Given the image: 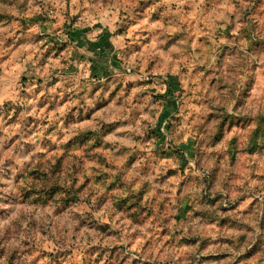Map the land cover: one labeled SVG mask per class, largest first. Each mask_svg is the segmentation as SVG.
<instances>
[{
  "label": "rangeland",
  "instance_id": "rangeland-1",
  "mask_svg": "<svg viewBox=\"0 0 264 264\" xmlns=\"http://www.w3.org/2000/svg\"><path fill=\"white\" fill-rule=\"evenodd\" d=\"M159 4L0 0V264H264V0L221 1L257 55Z\"/></svg>",
  "mask_w": 264,
  "mask_h": 264
},
{
  "label": "crops",
  "instance_id": "crops-1",
  "mask_svg": "<svg viewBox=\"0 0 264 264\" xmlns=\"http://www.w3.org/2000/svg\"><path fill=\"white\" fill-rule=\"evenodd\" d=\"M221 1L222 0H160L159 5H161L162 9L158 12V14H160L163 19V28H171L172 31H177L178 28L183 27L184 25L181 24L183 22L184 24H188L189 28L191 26H199L202 30L203 27L205 28L206 25H208L211 32H213L215 31L213 29L216 28L214 25V20L217 21V19L222 16V22H224V26H222V28H224V33H231V35H228L230 37L227 39V46L231 48V44L233 43L234 48H237L238 50L241 49L243 52H248L249 54L253 53L257 55V47L254 43H248V46L247 43L242 41L244 39L242 36L244 32L243 30L246 28L245 26H247L244 21L245 15H243L240 10L224 12V9L221 6ZM204 3H210L211 6H213L212 9L208 12H205L204 9H202L204 8ZM194 13L196 14L197 20H195L193 23H189L190 18H194ZM180 18L181 21L179 20ZM208 20H210V22H206ZM252 55H248L249 61L256 62V58ZM242 77L244 78V82L248 81L249 84H254L255 90H257V86L254 83L255 79H257V67L250 70L244 69ZM251 98L252 94L244 95L241 98L240 107L237 114L240 117V123L249 122L252 124V126H255L259 123V120L264 122V97L262 94L254 93L253 101H251ZM231 104L232 103L230 101V107L232 106ZM250 107L255 109H250ZM248 117L249 119H247Z\"/></svg>",
  "mask_w": 264,
  "mask_h": 264
},
{
  "label": "trees",
  "instance_id": "trees-1",
  "mask_svg": "<svg viewBox=\"0 0 264 264\" xmlns=\"http://www.w3.org/2000/svg\"><path fill=\"white\" fill-rule=\"evenodd\" d=\"M33 199L34 201L39 200H51L53 201L56 196H61V203L62 204H70L76 202L78 200V195L76 192L71 190H65L62 187H51L48 190H38L33 192Z\"/></svg>",
  "mask_w": 264,
  "mask_h": 264
}]
</instances>
